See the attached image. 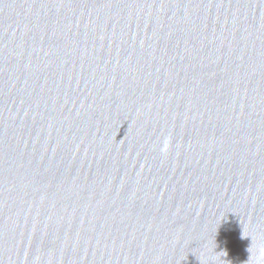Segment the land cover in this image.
<instances>
[{"label":"water","instance_id":"water-1","mask_svg":"<svg viewBox=\"0 0 264 264\" xmlns=\"http://www.w3.org/2000/svg\"><path fill=\"white\" fill-rule=\"evenodd\" d=\"M0 264H264V0H0Z\"/></svg>","mask_w":264,"mask_h":264}]
</instances>
